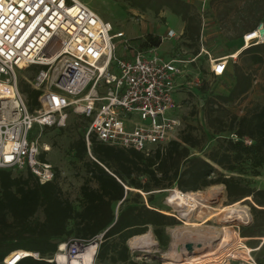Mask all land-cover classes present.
<instances>
[{
    "label": "trees",
    "instance_id": "16d2710c",
    "mask_svg": "<svg viewBox=\"0 0 264 264\" xmlns=\"http://www.w3.org/2000/svg\"><path fill=\"white\" fill-rule=\"evenodd\" d=\"M121 1L143 12L159 14L168 9L180 16L185 23L183 43L194 48L193 56H199L205 25L203 27V15L194 4L186 0ZM238 1L225 0L221 14L228 15L235 10ZM252 14L254 18L239 28L238 37L264 24V0H260ZM147 40L154 45L161 43L151 35ZM238 58L224 74L232 79L229 86L206 101L204 118L207 127L214 132L206 133L207 140L186 130L179 139L157 147L150 154L105 144L96 135L90 137L89 147L84 135L71 144L87 173L79 206L63 195L56 179L41 183L30 171L15 176L10 169H0V264L15 251H35L48 257L54 255L58 245L69 236L89 241L99 234H103L98 248L99 261L138 264L132 260L128 240L151 227L160 245L166 247L170 243L167 227L178 221L156 206L146 205L140 200L141 193H134L133 189L150 194L155 189L175 187L181 191H198L223 184L232 202L248 196L253 198V222L243 225L240 234L264 236V187L251 188L242 178L244 174L258 176L264 168V104L250 105L240 115L216 113L225 109V104L240 101L254 88L256 79L252 70L256 65L264 66V44L242 50ZM203 59L209 60L206 55ZM20 86L28 96L29 108L35 110L40 91L30 84ZM225 132L228 133L224 135ZM89 153L92 159L88 158ZM148 201L152 204L153 197ZM246 214L229 209L228 213L220 215L243 220ZM260 243L259 252L254 255L258 263L264 264V241ZM17 264L50 263L26 256Z\"/></svg>",
    "mask_w": 264,
    "mask_h": 264
},
{
    "label": "built area",
    "instance_id": "2783aa9c",
    "mask_svg": "<svg viewBox=\"0 0 264 264\" xmlns=\"http://www.w3.org/2000/svg\"><path fill=\"white\" fill-rule=\"evenodd\" d=\"M200 12H206L205 5ZM177 36L169 29L161 41ZM258 44H264L263 23L243 35L241 51ZM121 47L124 55H118ZM202 51L215 77L224 76L230 59L238 56L213 57L204 46ZM192 61L163 55L148 40L132 47L126 32L115 31L110 20L81 0H0V169L30 171L41 183L57 180V168L45 157L48 149L41 140L46 128L65 127L71 110L89 121L88 147L96 135L105 144L150 154L179 139L183 121L182 104L175 100L177 79L187 76ZM20 70L33 71L29 84L41 93L33 111L20 87ZM192 83L187 80L186 85ZM247 220V225L253 222ZM102 235L89 241L68 237L48 257L15 251L4 264H17L26 256L60 264V254L65 263L82 264L83 250L95 243L94 264ZM244 241L233 242L246 246ZM257 250L248 248L246 258H236L230 250L219 261L260 264L253 254Z\"/></svg>",
    "mask_w": 264,
    "mask_h": 264
},
{
    "label": "rangeland",
    "instance_id": "374dc122",
    "mask_svg": "<svg viewBox=\"0 0 264 264\" xmlns=\"http://www.w3.org/2000/svg\"><path fill=\"white\" fill-rule=\"evenodd\" d=\"M81 1L92 7L103 19L110 20L115 27V31L123 30L126 32V37L131 42L132 47L144 46L149 35L156 40H161V36H165L168 29L179 32L182 23L181 17L176 16L168 9H165L159 14H155L152 11L143 12L138 8L134 9L128 3L121 0ZM186 1L194 4L199 12L203 11L205 5L206 11L208 12L205 15L203 14V23L205 25L203 30L205 31H203L204 36L200 43L201 52L196 58V62L198 63L196 66L197 71L195 74L188 73V76L191 77L190 79L187 77L190 82H193L190 85L193 90L189 92L185 91L180 101L182 107L179 118L183 121V127L178 137H181L184 131L189 130L196 136H205L207 140L206 133L211 134L214 132L207 127L206 119L204 118V110L207 107L206 101L210 96L215 97L224 92L232 79L228 76L215 77L214 74L207 70L208 62L203 59L206 54L202 51V47L204 46L207 51H210L213 57L230 55L227 53H231L233 50L241 47L243 37L240 38L237 36L239 28L248 20L254 18L252 13L258 9L260 0H239L236 9L228 15L221 14L225 0H206V2L204 0ZM166 42L173 44L174 39H167ZM183 42V39L181 41L178 38L179 49L177 52L185 49L189 56L193 55L194 48L184 45ZM124 53L125 51L121 47L118 55H124ZM233 61H239L238 56L237 58L230 59L228 69H232ZM252 72H254L256 79L252 91L239 104H225V109L216 111L217 114L226 115L227 112H230L240 115L250 105L264 104V66L256 65L253 67ZM33 74L32 70H20L18 72L20 85L24 86L29 84V80ZM197 81L198 84H196ZM66 122L65 127L52 126L51 128H46L43 132L41 143L48 149V152L44 154L45 157L57 168V180L60 183L63 195L75 204V206H79L82 197L81 186L85 182L87 173L83 161L78 160L75 151L71 149V144L80 140L83 135L85 136L89 121L81 115H76L71 110ZM38 131L39 126L36 125L34 134ZM227 133L225 132L223 134L226 135ZM29 137L34 138L32 133ZM88 158H91L90 153L88 154ZM26 173L25 171L13 172V175L20 176ZM227 173L229 172L225 174ZM242 178H244V183L248 184L251 188L264 187V168L261 169V174L258 176L244 174ZM175 190L181 191L175 187L162 190L155 189L150 195L145 191L141 190L139 192V190L133 189L134 193H141L142 197H140V200H143L146 205L150 207L151 205L156 206L155 208L159 211L174 217L178 223L167 227L170 243L166 247L160 245L151 227L147 232H150L154 237L156 242L154 246L144 247L140 244L141 242L132 246L129 243V239L128 245L130 251H132V260L138 264H180L211 250H214V252L219 250L216 255L220 258L226 257L228 247L223 248L222 240L224 235L220 234L223 231L222 229L227 227L240 233L241 228L243 225H247L245 222L248 220L227 219L228 215L220 214L228 213L229 209L231 211L241 210L248 213V218L253 221L252 205L255 206L253 198L248 196L242 198V200L232 202L227 196V190L223 184H213V186H208L198 191H181L183 193H194V198L197 199L198 204H194L192 208L184 207L180 209L177 202L172 199V194ZM150 196L153 197L152 204L148 201ZM120 205L121 203L117 204V207ZM219 208H225V210L219 211L217 210ZM40 216L43 218L42 213H40ZM194 224L200 225L195 227L193 226ZM71 236L74 235L72 234ZM240 236L246 238L244 242L247 248L252 249L258 246V244L260 246V242L264 240V236ZM256 252L259 251L257 250ZM94 254V247L90 246V248L88 247L86 249V264H93ZM240 260L232 258L230 264H243L244 261ZM84 261L83 258L82 263ZM77 262L73 261V264H78ZM214 263L217 262L215 261ZM94 264L112 263L99 261L96 258Z\"/></svg>",
    "mask_w": 264,
    "mask_h": 264
},
{
    "label": "bare ground",
    "instance_id": "6f19581e",
    "mask_svg": "<svg viewBox=\"0 0 264 264\" xmlns=\"http://www.w3.org/2000/svg\"><path fill=\"white\" fill-rule=\"evenodd\" d=\"M173 192L174 193L172 194V199L177 202V205L180 209H183L184 207L192 208L194 204H196V203L198 204V202L196 201L197 199L194 198V196H195L194 193H188V192L183 193V192L178 191V190H175ZM217 210L224 211L225 208L224 209L219 208ZM248 217H249V214L247 213L246 216H244L242 219L247 220ZM238 220H240V219H238ZM199 225L200 224H194L193 226L196 227ZM222 230L223 231L220 234L224 235L223 240H222L223 248L228 247L227 252H229L231 250L230 254L232 256H235L236 258H238V257L246 258L247 257L246 252H248L247 246H243V245L239 246V244L237 242H235V243L233 242L236 239H237V241L241 242V241H244V239H246V238H242L241 236L239 237V235L233 229L225 227ZM138 242L139 243L141 242L140 244H142L144 247H151V246H154L156 244L154 237L152 236V234L150 232L143 233L139 236H133L132 238H130L129 243L132 246H134V245H136V243L138 244ZM140 244H139V246H141ZM90 246L94 247L95 251H96L97 244L92 243V244H90ZM90 246H88V247L90 248ZM86 249L84 252L85 254H86ZM218 252H219V250L215 251V252H214V250H211V251L205 252L203 254H200L196 258H192L191 260H188V261H186L184 263H180V264H223V263H220L222 261H218V260H220V257L216 255V254H218ZM85 254L82 257V259L84 258V260H85L84 263H82V264H86V261H87V257ZM62 255L63 254H60V256L58 258V261L60 264H73V261L72 262L68 261L65 263V258ZM215 261L217 263H214Z\"/></svg>",
    "mask_w": 264,
    "mask_h": 264
},
{
    "label": "crops",
    "instance_id": "0c3cea01",
    "mask_svg": "<svg viewBox=\"0 0 264 264\" xmlns=\"http://www.w3.org/2000/svg\"><path fill=\"white\" fill-rule=\"evenodd\" d=\"M184 26H185V23L182 21V23H181V26H180V29H179V32H177L176 31V33L178 34V36L177 37H172V38H165V40H163V41H161V43L159 44V45H156L157 47H158V49H159V52L160 53H162L163 55H166V56H168V57H180V56H183L184 58H190V59H195V61H192L189 65H188V69H187V76L186 77H180V78H178L177 79V84H178V91H177V93L175 94V100H176V102L178 103V104H180V101H181V99L183 98V94H184V92L185 91H192L193 89L191 88V87H189V86H187L186 85V82H187V80H189L191 77H189L188 75V73H192V74H195V72L197 71V69H196V66H197V62H196V58H197V56L195 57V56H193V55H191V56H189L188 54H187V50H185V49H182L180 52H177V50L179 49V45H178V38H180V40L182 41V39H183V33H184ZM169 30V29H168ZM175 31V30H174ZM168 33V32H167ZM167 35V34H166ZM182 37H181V36ZM161 37H164V36H161ZM167 39H174V43L173 44H169V43H167L166 42V40ZM184 40V39H183ZM243 46V45H242ZM242 46H241V48H242ZM241 48L240 49H238V51H235V52H241ZM240 50V51H239ZM184 51H185V53H184ZM235 52H231L232 54L233 53H235ZM207 62H208V67H207V70L209 71V72H211L212 73V68H211V63H210V59L209 60H207ZM226 71H228V68H227V70ZM189 79H188V78ZM252 91V90H251ZM250 93V92H249ZM248 93V94H249ZM247 94V95H248ZM247 95L245 96V97H247ZM245 97H243V98H245ZM242 98V99H243ZM242 99H240V101L242 100ZM240 101H236L235 102V104H239L240 103ZM181 105V104H180ZM48 147V146H47Z\"/></svg>",
    "mask_w": 264,
    "mask_h": 264
}]
</instances>
